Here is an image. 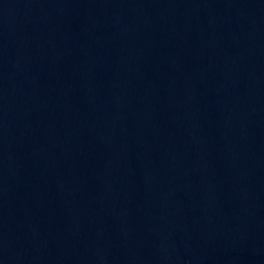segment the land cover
<instances>
[{
  "label": "water",
  "instance_id": "1",
  "mask_svg": "<svg viewBox=\"0 0 264 264\" xmlns=\"http://www.w3.org/2000/svg\"><path fill=\"white\" fill-rule=\"evenodd\" d=\"M0 264H264V0H0Z\"/></svg>",
  "mask_w": 264,
  "mask_h": 264
}]
</instances>
